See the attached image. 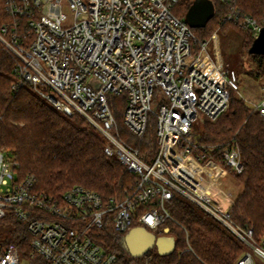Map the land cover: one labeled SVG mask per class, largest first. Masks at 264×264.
<instances>
[{
    "label": "built area",
    "instance_id": "1",
    "mask_svg": "<svg viewBox=\"0 0 264 264\" xmlns=\"http://www.w3.org/2000/svg\"><path fill=\"white\" fill-rule=\"evenodd\" d=\"M4 1L14 21L0 27V49L14 60L13 92L29 87L62 114L83 118L104 140L106 155L138 180L122 199L104 201L82 185L49 194L36 188L34 174L21 172L10 151L0 150V220L17 222L30 238L26 254L15 243H0V264H120L119 254L97 241L100 229L121 234L123 247L137 226L167 236L166 222L179 223L169 209L176 196L245 245L236 264H264V236L257 239L253 228L234 221L216 179L218 155L233 173L244 170L240 147L234 140L204 143L195 129L229 108L239 77L210 57L207 41L195 49L191 25L173 11L178 0ZM221 1L224 21L259 35L263 25L237 0ZM65 4L74 13L70 25ZM157 90L163 96L155 105ZM122 94L124 123L135 136L144 137L151 116L157 120L159 149L150 161L120 135L110 98ZM255 108L264 117V97ZM153 261L148 252L139 264Z\"/></svg>",
    "mask_w": 264,
    "mask_h": 264
},
{
    "label": "trees",
    "instance_id": "2",
    "mask_svg": "<svg viewBox=\"0 0 264 264\" xmlns=\"http://www.w3.org/2000/svg\"><path fill=\"white\" fill-rule=\"evenodd\" d=\"M214 15L201 27H192L199 43L208 41L218 18L219 27L227 6L221 0H210ZM196 0H178L173 11L186 21V15ZM238 6L264 25V0H237ZM4 0H0V27L11 24ZM244 45L256 62V73L264 80V54L251 53L256 36L248 30ZM11 55L0 49V150H8L20 164L22 173L36 176V188L49 194L62 195L66 190L82 185L98 191L104 201L122 199L138 177L115 157L106 155L104 140L94 133L80 116H66L29 87L12 90ZM118 122L120 135L136 146L143 159L150 161L159 149L157 120L151 116L144 137L135 136L124 123L126 95L110 98ZM202 142L229 143L234 140L240 147L244 170L235 173L241 184L231 214L242 227L254 229L257 239L264 236V117L256 108L249 107L244 98L231 93L229 108L217 119L204 123ZM219 159L222 162L221 156ZM223 163V162H222ZM169 209L179 222H166L169 235L175 240L172 253L154 254V261L162 264H236L245 251V245L221 223L187 199L176 196ZM98 242L119 254L120 264H139L143 256L134 257L122 245V235L111 228L100 229ZM29 235L11 219L0 220V243L17 244L29 252ZM25 253V254H26Z\"/></svg>",
    "mask_w": 264,
    "mask_h": 264
},
{
    "label": "rangeland",
    "instance_id": "3",
    "mask_svg": "<svg viewBox=\"0 0 264 264\" xmlns=\"http://www.w3.org/2000/svg\"><path fill=\"white\" fill-rule=\"evenodd\" d=\"M65 11L69 15L66 24L70 25L73 23L74 13L67 4H65ZM217 20L218 18L211 23L214 29L207 41V53L214 61L221 58L226 69L236 71L240 81V89L236 91L237 95L244 98L249 107L255 108L264 97V80L257 76L256 62L248 52L249 46L244 45L245 36L240 30L243 28L233 22H228L227 25L219 27L216 24ZM155 95L154 104L156 105L163 96L162 90H157ZM195 129L202 138L204 125L198 122L195 124ZM216 179L220 182L219 187L227 197V203L225 202L224 205L230 204L232 206L236 196L241 191V184L238 182L235 173L222 163V168L217 172ZM157 237L160 236L157 235ZM148 252L152 255L159 253L158 246L155 245ZM153 263L162 264L155 261Z\"/></svg>",
    "mask_w": 264,
    "mask_h": 264
},
{
    "label": "water",
    "instance_id": "4",
    "mask_svg": "<svg viewBox=\"0 0 264 264\" xmlns=\"http://www.w3.org/2000/svg\"><path fill=\"white\" fill-rule=\"evenodd\" d=\"M214 13L215 8L210 0H196L186 15V21L192 27H201L208 22ZM250 52L264 54V25L256 37ZM93 83L96 84V87L100 86L98 81L94 80ZM166 231L168 232L169 230L167 229ZM123 244L125 249L134 257L145 255L155 245L158 246L159 253L163 255L172 253L175 248V240L171 235L157 237L141 226L130 230L124 236Z\"/></svg>",
    "mask_w": 264,
    "mask_h": 264
}]
</instances>
